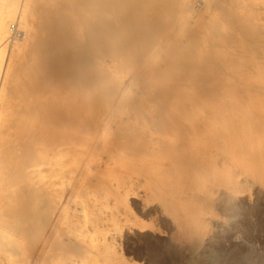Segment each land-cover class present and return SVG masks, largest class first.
Here are the masks:
<instances>
[{"label":"bare ground","instance_id":"6f19581e","mask_svg":"<svg viewBox=\"0 0 264 264\" xmlns=\"http://www.w3.org/2000/svg\"><path fill=\"white\" fill-rule=\"evenodd\" d=\"M254 187L264 0H0V264H134L136 196L195 250Z\"/></svg>","mask_w":264,"mask_h":264},{"label":"rangeland","instance_id":"374dc122","mask_svg":"<svg viewBox=\"0 0 264 264\" xmlns=\"http://www.w3.org/2000/svg\"><path fill=\"white\" fill-rule=\"evenodd\" d=\"M255 188L239 194L231 209L210 208L214 221L193 251L182 223L160 202L130 197L117 224L118 247L134 264H264V193Z\"/></svg>","mask_w":264,"mask_h":264},{"label":"built area","instance_id":"2783aa9c","mask_svg":"<svg viewBox=\"0 0 264 264\" xmlns=\"http://www.w3.org/2000/svg\"><path fill=\"white\" fill-rule=\"evenodd\" d=\"M11 30H12V31H14V28H13V26H11Z\"/></svg>","mask_w":264,"mask_h":264}]
</instances>
